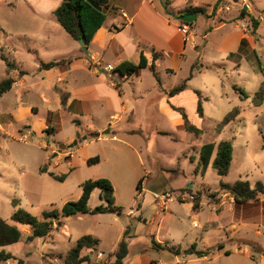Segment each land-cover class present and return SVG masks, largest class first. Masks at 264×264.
<instances>
[{
  "label": "crops",
  "instance_id": "0c3cea01",
  "mask_svg": "<svg viewBox=\"0 0 264 264\" xmlns=\"http://www.w3.org/2000/svg\"><path fill=\"white\" fill-rule=\"evenodd\" d=\"M63 1L0 0V5L9 16L25 17L27 20L29 18L42 22L38 30L29 33H16L0 26V58L6 64L7 73V77L3 80L11 77L15 81L13 87L0 98L5 94L15 93L18 88L22 91L21 95L14 94V107L4 112L3 118L5 121L10 120L8 124L13 125L25 117L39 113V106L29 101L31 92L25 85L24 76L31 74V71L39 73L37 80L36 74L31 75L34 77L31 85L37 88L38 97L46 104L45 117L42 121H37V124H40L39 129H34L29 123L21 124L15 133H9L8 124L2 126L0 123V129L7 135L20 136L25 126H29L30 134H37L39 137H44L48 129H51L48 134L52 133L54 138L59 139L62 123L64 119H67L77 125L76 133L68 138L60 137L57 145L51 147L50 150L55 156V148L61 146L64 149V146L66 148L68 143H74L80 135H85L84 138L81 137V141L78 140V146L72 159L66 162L71 165V170L78 166L79 149L95 143L102 145L108 151L98 152L93 157L99 156L100 162H104L112 169V171L101 173L96 179L106 178L113 182L114 195L118 190L115 182L129 175H132L131 181L136 185V189L142 180L141 191L146 189L143 187L146 178L150 179L147 187L151 193L167 191L169 182L173 178H181L188 185L186 188L192 190L189 193L196 194L192 176L198 178L199 174L204 175L209 164L212 163L213 166L217 151H214L207 168L203 171L200 168L202 148L209 143L193 141L194 137H200L203 132L196 136L188 131L181 111L185 112L190 124L203 131L199 128L200 122L209 113L213 114V105L223 108V114L227 112L224 117L238 108L240 114L234 121L220 130L219 124L224 119L223 117L215 128L217 132H233L232 127L236 121L240 120L239 117L244 111V103L250 96L246 89L241 87L247 94L246 98H242L234 89V86L238 84L233 83L231 86L234 97L230 101L227 93L229 85L227 79L220 76V71L223 70L229 77L239 74L245 60L256 58L257 71L262 72L258 69L260 67L262 69V66H259L260 61L256 57L257 46L250 39L246 27L248 23L245 20L246 16L256 15L257 7L251 1L248 6L244 3L242 10H239L233 0H173L167 8L179 15L186 14L181 12L188 8L202 7L205 9V13L198 14L196 21L189 25L190 31L187 34L180 29L183 23L168 14L164 8V0H110L108 6L103 8L106 21L92 39L88 48L90 54L86 55L84 50H81L79 42L65 31L54 14ZM121 10L130 16L128 23L122 18ZM243 10L247 12V15H242ZM227 16L232 19L231 22H234L233 28H227L229 25V21H226ZM199 19H203V28L196 26ZM262 23V21L258 22V24ZM63 31L73 40L72 42L64 34L72 42L71 49L67 52L60 50L59 36L63 35ZM215 32L220 33L219 38L214 41L211 36ZM260 50L264 51V47L261 46ZM21 54H25L30 61H36L31 71L24 68L26 59L24 56L20 57ZM156 54L159 55L155 61L159 81L149 68L140 69L133 76H121L117 72L106 71L109 66L116 68L124 61L139 63L142 55L151 64ZM62 60L67 61L51 69L43 67V64ZM7 64H10V72H8ZM22 72H24L23 76H21ZM210 73L218 75L214 83L217 90L214 93L209 86L202 89L194 84L198 77L204 76L207 79ZM190 76L192 77L187 82L188 86L184 91L173 96L169 94L173 88ZM262 89H264V81L260 91ZM197 91L203 97V116L198 113ZM236 92L239 96H236ZM259 92L256 93L255 99ZM63 98H65V104L62 102ZM224 98L229 100V105L225 104ZM263 103L264 99L258 106ZM97 117L102 118L99 125H96ZM149 132L168 137L172 134L174 136L180 134V137L176 136L177 139L188 140L186 151L190 154L193 150L196 154L190 156L194 168L186 171L180 167H173L174 164L171 167H164L160 163L155 167L154 161L157 162L158 159L151 151ZM228 136L210 143L217 146L221 141L232 138V135ZM189 154L184 153L183 156L187 158ZM89 157V155L86 156L82 162L88 164ZM234 160L235 147L233 146ZM60 163L58 157L54 164ZM148 165L150 167L147 168ZM196 168H200L197 173ZM197 189L206 190L207 188L199 186ZM180 190L184 192L183 186ZM221 197L224 198L221 200ZM226 197L228 199H225ZM211 199L212 203L208 200L203 201L201 197L198 198V208L194 207L195 202H180L193 211L209 206L220 216L219 220L226 223V225H221L224 226V230L226 227L230 228L228 244L220 239L217 246L218 252L212 257L210 247L204 241L201 245L202 249H196L197 246H194V243L187 245L186 250L189 251L190 248L192 254L195 249L198 252H205L204 255H196L197 259H191L193 263L208 262L213 257L215 259L229 257L232 259L229 264H264V243L261 238L264 235V195L256 201L237 203L230 193L220 188L217 200L213 196H210ZM115 203L117 205L116 198ZM174 203L176 201L171 202L166 209H171ZM134 213L131 210L128 215L133 216ZM139 221H142V218ZM250 226L253 227L254 235L257 237H252L251 231L247 230ZM28 228L26 234L29 235L31 228L29 226ZM129 236L131 238V231ZM162 246L170 249L166 244ZM191 260L186 259L185 261Z\"/></svg>",
  "mask_w": 264,
  "mask_h": 264
},
{
  "label": "rangeland",
  "instance_id": "374dc122",
  "mask_svg": "<svg viewBox=\"0 0 264 264\" xmlns=\"http://www.w3.org/2000/svg\"><path fill=\"white\" fill-rule=\"evenodd\" d=\"M249 1L257 7L258 11H256V15L254 14V17H245L248 23L246 27L252 43L257 46L256 57L260 61L259 66H262V69L261 67L258 69L262 70V72L257 71L256 58L245 60L239 74L229 77L221 70L220 76L227 79L229 85L227 93L230 101L234 97V91L231 86L233 83L246 89L250 97L244 103L243 114L239 117L240 120L234 123L232 133H230L231 131L225 133L215 130L218 122L223 119L227 112L223 114V108H217V105H213V114L209 113L200 122L201 126L199 128L203 130L201 131L203 134L200 135V133V137H194L193 139L196 143L201 141L210 143L232 135L230 140L235 147V160L225 179L218 176L212 163L209 164L205 174H202L203 176L199 174L198 178H196V176L190 174L192 181L195 182L194 192H196V194L191 195H194L195 199L196 197H201L203 201H211L210 203H212L210 196L217 200L221 181L231 184L238 180H248L252 185L258 181H264V147L262 146L264 145V103L258 106L257 99H255L256 93L260 91L261 84L264 81V51L260 50L261 46L264 47V0H233L239 10H242L244 3L248 6ZM253 19L256 22L262 21L263 23L255 26ZM226 21H229L227 28H233L234 22H231L232 19L227 16ZM203 23V19H199L196 26L203 28ZM41 25L42 22L36 19L31 20L28 18L27 20L25 17L9 16L0 5V26L5 30L16 33H29L35 32ZM219 33H213L211 39L217 40ZM62 34H66L73 42L67 33L64 32ZM63 35L59 36L60 50L67 52L71 49L72 42ZM81 50L83 51L82 47ZM22 56L26 59L24 68L31 71L36 61H30L25 54H21L20 57ZM94 65L97 66L96 64ZM106 71L113 72V70ZM30 73L24 76L26 79L25 85L31 92L29 101L39 106V113L9 125L10 120L5 121L2 114L6 110L13 109L14 94L21 95L22 91L18 88L15 93L5 94V96L0 98V123L2 126L8 124L9 133H15V130L24 123H29L37 130L40 128V124H37V121H42L45 117L46 104L38 97L37 88L31 85L34 78L31 75L36 74L37 80L39 73L32 71ZM21 74L23 76L24 72ZM209 75L207 79L204 76L198 77L194 84L202 87V89H206V86H209V89L214 93L217 90L214 83L218 75L214 73ZM5 77H7L6 64L0 58V81ZM236 96H239L237 92ZM224 102L229 105V100L224 98ZM95 121L96 125H99L102 118L97 117ZM62 124V132L58 136L59 139L60 137L68 138L76 133V124L71 123L67 119H64ZM29 130V126H25L22 130V135L12 136L11 134L7 135L6 132L0 129V217L23 231V237L20 242L3 248L6 252H10L31 264H65V256L76 245L77 240L84 235H93L99 238L101 243L93 250H84L82 255L89 256L91 264H109L114 260L112 255L117 250L119 242L128 227L132 236L128 238L129 255L125 259L124 264H152V262H155V264H198L193 263L192 260L197 259L198 251L196 249H202L203 241L210 247L211 257L217 254V246L220 239H223L224 243L228 244L230 228L226 227L224 230V226L222 227L221 225H226V223L220 221V216L213 212L209 206H203L201 210L193 211L187 209L186 206L177 200L171 209L168 208L164 211L156 203L154 193H151L147 187L150 179L146 178L145 180L143 187L146 189L139 191L131 181L132 175L115 182L118 185L115 198L117 205L122 208V214H87L63 218L61 226L49 236L29 241L27 239L28 234H26V230H29L28 226L12 219L13 214L17 210L22 209L33 216L42 218L44 211L61 210L66 202L78 200L82 191V183L89 179L95 180L105 171H112L111 167L104 162L95 165L82 162L88 155L91 158L98 152L108 151L100 144L92 143L79 149L78 166L71 170V165L66 162L72 159L78 144L70 147L73 144V142H70L64 149L59 146L55 148L54 156L50 148L57 145L59 139L54 138L52 133L48 134L51 129H48L44 137L30 134ZM89 135L92 136V134ZM149 135L151 151L154 153L153 156L155 155L158 159L157 162L154 161L155 167L160 163L164 167H171L174 164L173 167H180L186 171H191L190 169L194 168V164L190 161V156L192 157L196 154H194L193 150L190 151V154L186 151L188 140L177 139L176 136L180 134H176V136L172 134L168 137L149 132ZM81 137L84 138L85 135H80L77 140L81 141ZM82 143L85 144V142ZM79 146L82 147V145ZM184 153L189 154V157L185 158L183 156ZM58 157L61 163L55 165L54 163ZM203 164L202 159L201 169H203ZM148 167L150 166L148 165ZM114 172L116 174V171ZM51 173L57 176L63 175L65 178L64 180H58L51 176ZM182 186L184 192L180 190ZM187 186L184 179L173 178L169 182L167 191H171L176 195L183 193L188 196L190 193L186 188ZM199 186H206L207 189L198 190L197 187ZM99 194L100 189H95L91 194L89 200L90 208L94 209L103 204ZM223 198L221 197L220 199L222 200ZM225 199L228 198L226 197ZM131 210L135 212V215H128ZM140 218H142V221H139ZM247 230L251 231L252 237H257L254 235L253 227L250 226ZM261 238L264 243V235ZM154 242L166 244L172 250L166 247L164 249H155ZM190 243H194V246L197 247L194 254L186 255V247ZM252 251L255 253L254 249ZM186 259L192 260L185 261ZM230 262H232V259L229 257L219 259L213 257L212 260L200 264H229ZM0 264H17V261L10 260ZM84 264L90 263L86 262Z\"/></svg>",
  "mask_w": 264,
  "mask_h": 264
},
{
  "label": "trees",
  "instance_id": "16d2710c",
  "mask_svg": "<svg viewBox=\"0 0 264 264\" xmlns=\"http://www.w3.org/2000/svg\"><path fill=\"white\" fill-rule=\"evenodd\" d=\"M110 0H64L59 7L54 11L56 18L58 19L60 25L65 29V31L77 42L83 40L85 46L89 48L92 39L94 38L97 31L104 25L106 21V14L103 8L108 6ZM173 0H164L166 6H170ZM181 13H205V9L202 7L188 8ZM242 15H247L245 10L242 11ZM254 25L257 26L258 22L253 19ZM183 23V22H182ZM193 24V23H192ZM189 24V25H192ZM83 49V48H82ZM84 50V49H83ZM159 55H154V61L149 64L148 59L142 55L139 63H133L130 61H124L116 68L113 72L119 73L121 76H133L140 69L149 68L154 77L159 81V76L157 72L156 60ZM67 60H62L59 62H50L43 64L45 69H51L60 64L65 63ZM8 72H10V64H7ZM192 76L187 80L182 82L180 85L173 88L169 94L171 96L184 91L187 88V82ZM15 81L13 78L9 77L0 83V96L8 92L14 85ZM234 89L240 94L242 98H246L247 94L245 90L239 86H234ZM199 96L198 113L203 116V97L199 91H197ZM264 99V90L262 89L257 96V104H261ZM63 104H65V98L62 99ZM184 119L186 121L185 127L188 131L193 132L195 135L201 133L200 129L190 124L185 112L181 111ZM240 114V109L235 108L219 124V129L234 121ZM264 147V145H263ZM217 151L216 157L213 161V168L216 170L217 174L224 178L228 175L230 167L233 161V143L230 140L221 141L217 146L214 143H209L202 148V159H203V171L208 166L210 159L214 153ZM100 162L99 156L92 157L88 159L89 165H95ZM200 168H196V173ZM58 180H64L65 176H57L54 173L50 174ZM142 180L138 183L137 189L141 191ZM82 194L80 198L76 201L66 202L61 210L52 209L46 210L42 213V218L33 216L22 209L17 210L12 219L15 222L21 223L23 225H28L31 228V233L27 236L29 241H33L36 238H45L49 236L55 229L61 226V221L63 218H68L71 216H82V215H97V214H121L122 208L117 206L115 203L114 187L110 180L106 178L99 179H89L82 183ZM221 190H225L230 193L235 202L237 203H248L251 201L259 200L261 196L264 195V181H258L252 185L248 180H238L233 184H227L221 181ZM95 189H100L99 198L103 202L102 205L97 206L92 209L89 206V200L92 192ZM189 192L192 190L187 188ZM198 197L195 199L194 207H199ZM130 233V228L128 227L119 242L117 250L113 253L114 260L109 264H124L125 259L129 255V245L128 238ZM23 237L22 231L8 221L0 217V263H5L10 260L17 261V264H31L25 262L23 259L14 256L10 252H6L3 248L9 245L16 244L20 242ZM101 240L93 235H84L80 237L76 245L71 248L65 256V264H84L90 263L91 260L89 256L82 255V252L86 249L93 250L99 244ZM155 249H164L165 247L158 242H154ZM205 252H198V255H204ZM98 264V263H95Z\"/></svg>",
  "mask_w": 264,
  "mask_h": 264
},
{
  "label": "built area",
  "instance_id": "2783aa9c",
  "mask_svg": "<svg viewBox=\"0 0 264 264\" xmlns=\"http://www.w3.org/2000/svg\"><path fill=\"white\" fill-rule=\"evenodd\" d=\"M120 14L122 18L125 20L126 23L130 21V16L123 10L120 11ZM181 31L184 33H189L190 31V26L189 24L183 23L181 26ZM114 68L108 67L107 70H113ZM154 198L160 209L166 210L167 206L173 202V201H180V202H194L195 201V196L189 194L188 196L186 194H180L176 195L172 193L171 191H160V192H155L154 193Z\"/></svg>",
  "mask_w": 264,
  "mask_h": 264
},
{
  "label": "water",
  "instance_id": "95a60500",
  "mask_svg": "<svg viewBox=\"0 0 264 264\" xmlns=\"http://www.w3.org/2000/svg\"><path fill=\"white\" fill-rule=\"evenodd\" d=\"M164 8L167 10L168 14L170 16H172L174 19H176V20H178L180 22L186 23V24L194 23L196 21L197 17H198L197 13H186V14L179 15V14H176L174 12L169 11L167 6H165V5H164ZM79 44L84 49L85 54L89 55L90 54L89 53V49L85 46L84 41L80 40ZM97 136H99V134H97ZM77 144H78V140L74 141V143L71 144L70 147L76 146ZM63 148H65V146ZM185 254L190 255V254H192V251L191 250L186 251Z\"/></svg>",
  "mask_w": 264,
  "mask_h": 264
}]
</instances>
